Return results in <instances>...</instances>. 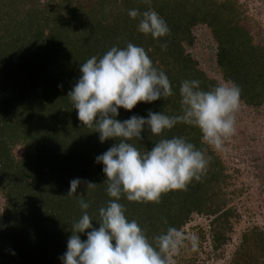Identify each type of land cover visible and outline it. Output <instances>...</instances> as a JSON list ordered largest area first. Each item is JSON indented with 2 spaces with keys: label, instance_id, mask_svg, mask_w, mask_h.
<instances>
[{
  "label": "trees",
  "instance_id": "16d2710c",
  "mask_svg": "<svg viewBox=\"0 0 264 264\" xmlns=\"http://www.w3.org/2000/svg\"><path fill=\"white\" fill-rule=\"evenodd\" d=\"M149 8L167 22L166 37L140 33L138 19L128 15L131 9ZM242 15L238 0H0V193L5 201L0 264H62L72 225L82 214L78 200L90 204L87 211L98 228L99 209L112 199L103 165L95 158L115 141L101 143L96 129L78 120L67 97L80 76V64L102 57L113 46L143 47L168 76L174 95L138 103L131 111L120 108L117 119L146 118L149 110L177 116L182 114V81L199 80L205 91L221 84L185 50L193 43V29L206 24L223 78L240 87L241 102L259 106L264 102V44ZM174 136L184 137L209 158L201 180H193L186 190L162 194L159 203L129 202L124 196L119 202L154 244L169 227L179 231L194 213L211 217L217 248L226 234L216 226L228 224L233 214L221 211L229 174L221 157L202 141L200 130L181 122L161 136L146 129L142 140L129 142L146 152L160 139ZM74 178L97 185L87 190L81 184L76 194L67 196ZM251 236L263 241L264 252V236ZM251 238L246 234L243 244Z\"/></svg>",
  "mask_w": 264,
  "mask_h": 264
},
{
  "label": "clouds",
  "instance_id": "9594fccd",
  "mask_svg": "<svg viewBox=\"0 0 264 264\" xmlns=\"http://www.w3.org/2000/svg\"><path fill=\"white\" fill-rule=\"evenodd\" d=\"M128 15L138 19L137 30L146 36L157 39L170 34L165 19L152 8L143 12L131 9ZM79 71L67 97L78 120L95 128L101 143L115 141L95 158L103 165L106 191L112 199L99 209L98 228L87 211L90 204L78 200L82 214L72 225L67 250L60 257L62 264H171L173 253L182 243L177 229L169 227L155 237L154 244L137 221L126 217L119 201L124 196L129 202L159 203L162 194L186 190L193 180L200 181L209 158L184 137L162 138L146 152L129 141L142 140L146 129L161 136L182 122L197 127L202 141L220 151L236 134L241 89L228 81L205 91L199 80H184L179 89L182 114L169 116L149 110L146 118L132 115L121 121L117 119L120 108L131 111L138 103L150 104L174 95L166 73L154 66L143 47L133 43L124 48L113 46L100 58L92 56L80 64ZM81 184L87 190L97 185L74 178L67 196L76 194ZM81 234L86 239L82 240ZM197 239L191 237L193 250Z\"/></svg>",
  "mask_w": 264,
  "mask_h": 264
},
{
  "label": "rangeland",
  "instance_id": "374dc122",
  "mask_svg": "<svg viewBox=\"0 0 264 264\" xmlns=\"http://www.w3.org/2000/svg\"><path fill=\"white\" fill-rule=\"evenodd\" d=\"M238 1L243 9L244 23L258 42L264 44V0ZM73 2L76 4L77 0ZM193 35V43L186 44V52L198 59L199 67L209 77L221 83L228 82L211 50V29L199 24L193 29ZM236 129V134L225 141L222 150L210 146L224 161L229 174L222 196L225 207L221 211L229 210L233 214L228 224L215 229L225 233L226 240L216 248L211 217L194 213L178 231L182 243L173 253L171 264H264L263 241L251 238L254 232L260 239L261 234L264 236V102L252 106L242 101L236 113ZM16 153L20 156L21 149ZM4 204L0 193V212ZM246 234L252 240L244 245ZM193 235L198 238L195 250L191 242Z\"/></svg>",
  "mask_w": 264,
  "mask_h": 264
}]
</instances>
